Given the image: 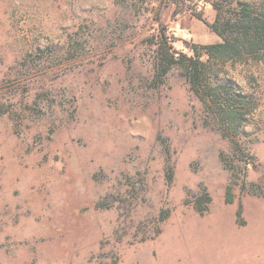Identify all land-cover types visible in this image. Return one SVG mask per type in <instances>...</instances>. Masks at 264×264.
<instances>
[{
	"label": "rangeland",
	"instance_id": "1",
	"mask_svg": "<svg viewBox=\"0 0 264 264\" xmlns=\"http://www.w3.org/2000/svg\"><path fill=\"white\" fill-rule=\"evenodd\" d=\"M214 18L210 0H0V264H264V58L207 61L246 94L237 156L179 66L152 84L148 39L190 55L221 41Z\"/></svg>",
	"mask_w": 264,
	"mask_h": 264
},
{
	"label": "trees",
	"instance_id": "2",
	"mask_svg": "<svg viewBox=\"0 0 264 264\" xmlns=\"http://www.w3.org/2000/svg\"><path fill=\"white\" fill-rule=\"evenodd\" d=\"M215 10V18L206 25L215 32L221 41L210 44H193L192 54L177 51L172 36L166 28L160 27L148 39L154 46L155 60L152 76L153 86H158L164 76L174 66H179L190 89L203 101L206 107L215 109L221 123L227 127L226 136L232 142L234 155L243 150L239 139L242 122L248 114L246 94L234 88L231 79L219 81L208 75L207 61L232 60L256 63L264 58V0H210ZM201 18V14H197ZM202 57L206 59L203 60ZM3 113V109H0ZM247 167L250 163L244 161ZM226 166L236 173L237 163L226 162ZM172 167L168 166L166 177L171 181ZM225 202L233 200L231 186L225 191ZM210 202L208 192L202 191L194 196L193 204L198 213H203ZM239 211L237 214L239 215Z\"/></svg>",
	"mask_w": 264,
	"mask_h": 264
}]
</instances>
